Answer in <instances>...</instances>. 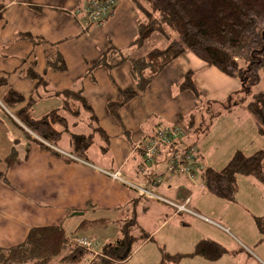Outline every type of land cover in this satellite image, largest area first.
Instances as JSON below:
<instances>
[{"label":"crops","instance_id":"1","mask_svg":"<svg viewBox=\"0 0 264 264\" xmlns=\"http://www.w3.org/2000/svg\"><path fill=\"white\" fill-rule=\"evenodd\" d=\"M86 1L6 0L0 14V77L7 78V84L0 85V100L9 88L27 99L35 96L37 101L33 104V113L40 116L62 103L55 91L77 82L82 86L83 96L97 118V121H92L87 113H82L81 118L66 114L68 130L57 144L61 151L71 150V133L92 134L93 138L85 153L87 160L75 162L42 150L28 141L24 130L10 117V112L22 105L7 112L0 103V172H4L6 177V183L0 180V247L22 242L32 227L51 225H61L65 231L74 226V231L80 234L71 232V238L88 236L82 233L115 221V236L105 240L107 243L120 238L123 223L133 213L137 221L139 219L141 222L153 210L145 204L140 207L145 199H139L128 185L149 184L145 174H141L138 169L141 157L136 147L141 138L167 125H176L185 134L198 130L201 126L199 124L203 122L202 107H213L215 102L224 101L240 88L238 79L220 73L192 53L186 52L170 62L145 91L124 104L117 111L118 118L114 117L108 110V104L122 101L119 89L135 88L131 66L125 62L111 70L102 66L94 67L91 72L90 69L110 46L127 50L130 48L137 36L138 14L130 0H119L114 14L105 24L82 32L78 15L72 12L78 7L84 8ZM32 4L41 6L42 10L32 9ZM21 32L41 35L45 43L33 45L29 41L17 39ZM157 47L159 45H153L151 49ZM151 49L143 50L141 46L132 51V56L144 55ZM57 52L66 61L67 70L64 72L46 70L47 56ZM32 62H35V71L45 74L48 82V86L41 87L37 93L36 81L25 75L27 66ZM187 71L193 72L194 83L202 99L195 98L188 90L179 89ZM238 109L239 105H235L229 110L218 107L217 111H220L219 115L227 112L236 116ZM242 123L250 126V130L243 133L247 139L248 134H251L252 140L260 138L251 116L246 117ZM193 124L195 127L192 128ZM98 127L105 132L106 138L98 132ZM12 149L17 153L16 159L7 167L5 158ZM237 150L250 154L257 149L247 151L239 148L234 151ZM165 161L166 157L162 155L154 163V169L160 165L157 174L164 170ZM118 170L125 183L109 176L110 172ZM199 180L163 176V184L153 187V192L169 203L183 204L187 201V207L191 204L190 210L196 214L200 201L211 197ZM156 203L163 214L159 220L163 221L161 226L149 234H157L168 225L176 229H197L193 218L181 216L182 212L177 215L166 203ZM75 212L81 214L74 215ZM203 216L204 220L211 221ZM96 219H104L105 223L82 225L85 220ZM202 235L196 232V236H192V241L183 247V251L177 247L176 252L189 253L187 250L204 238ZM231 251L233 258L228 254L226 256L234 261V257L240 256V253ZM259 258L264 261L263 256ZM202 259L206 264L214 262ZM254 262L260 264L257 260Z\"/></svg>","mask_w":264,"mask_h":264},{"label":"trees","instance_id":"2","mask_svg":"<svg viewBox=\"0 0 264 264\" xmlns=\"http://www.w3.org/2000/svg\"><path fill=\"white\" fill-rule=\"evenodd\" d=\"M5 1H0V14ZM130 1L134 11L138 14L136 38L128 50L110 46L90 69L91 72L94 67L102 66L111 70L125 62L131 66L135 88L119 89L122 101L109 103V112L118 118L117 111L124 104L145 91L170 62L182 54L190 52L207 66L214 67L220 73L239 80V90L229 95L224 101L215 102V104L219 108L229 110L238 102L249 97L246 108L254 117L252 118L258 132L264 136V89L256 92L251 90L252 86L264 78V0ZM30 7L37 11L42 10V7L38 5L32 4ZM78 9L83 10L84 8L78 7ZM92 27H88L87 30H83L82 27L81 29L82 32H86ZM155 33L163 36L166 45L153 48L144 55L133 57L132 51L141 48L145 41ZM17 39L29 41L33 45L45 43V39L41 35L30 32L19 33ZM34 65L35 62H32L27 66L25 75L36 81L35 91L37 93L41 87H47L48 82L45 79V74L35 71ZM46 70L66 71L67 64L63 56L58 52L47 56ZM4 84H7V78L0 77V85ZM178 87L180 90L190 91L195 98L202 99L200 91L194 83L192 71L185 73ZM55 95L61 98L60 106L52 108L40 116H35L33 113V104L37 101L35 96L27 99L13 88L7 90L0 103L7 112L17 105H22L10 112V117L24 130L28 141L38 148L65 157L70 161H86L85 153L92 144V134L71 133L72 147L67 152L61 151L57 145L62 135L68 130L69 123L66 114L81 118L82 113H87L90 120L97 121L91 106L83 96L82 86L76 82L68 88L55 91ZM165 127H169V125L161 128ZM97 130L106 138L105 132L100 127ZM125 135L129 138L127 131H125ZM144 137L136 147L141 157L138 169L141 174H145V179L149 183L145 185L151 191H153V187L156 188L163 184V176L157 174V168L153 167L162 155L166 157L163 170L165 175L185 178L190 181L200 177L201 186L210 194L221 199L233 200L235 198L238 192L239 176L252 177L264 184V149L250 154L237 150L227 164L219 170L205 168L201 164V155L197 149L198 166L194 171L193 179H190L184 174L173 175L166 171L167 161L170 157L178 155L183 158V150L193 145L187 144V133L185 134L183 131L181 142L161 144L157 155L155 154L151 161L146 159L145 147L141 145ZM16 155L17 153L12 149L5 158L7 167L15 162ZM0 180L6 183L4 172H0ZM132 192L139 199L153 200L140 195L133 189ZM170 208L179 214L175 207L171 206ZM257 219L258 228L264 236V219ZM102 222L105 223V220H85L82 225ZM136 225L137 219L133 213L132 217L123 223L121 237L104 243L100 248L96 246V239L92 236H80L92 239L93 243L90 247L80 245L73 239L74 237L69 238L66 235V231L61 225L32 227L22 242L9 247H0V264H114L116 262L124 264L132 253L135 240L138 239L132 234V229ZM141 237L145 241L152 240L149 233H143ZM225 253H227L226 248L220 243L211 239H201L196 243L192 252L176 253L167 256V259L168 262H175L186 255H199L204 259L214 260ZM164 261L165 259L161 264H165Z\"/></svg>","mask_w":264,"mask_h":264},{"label":"rangeland","instance_id":"3","mask_svg":"<svg viewBox=\"0 0 264 264\" xmlns=\"http://www.w3.org/2000/svg\"><path fill=\"white\" fill-rule=\"evenodd\" d=\"M149 38V41L147 40L143 45V50L151 49L153 45H159V47L166 45V40L159 33H155ZM262 89H264V78L252 86L251 90L256 92ZM248 101L249 97H246L236 104L239 105L236 116L227 112L219 115L218 105H213V107L204 105L202 107L203 122L199 124L200 127L197 126L199 127L198 130L195 129V131L188 134L187 144H193L197 147L201 155V164L205 168L210 167L216 170L223 168L234 154L235 149L243 148L247 151L252 148L264 149V136L258 132L257 127L254 126L260 136L258 140H252L250 138L251 134H248L249 139L243 135V133L250 130L248 129L250 126H244L242 121L248 116L253 117L246 108ZM193 127H195V124H193ZM160 175L168 177L164 172ZM210 196L208 200L203 199L200 201L196 214L182 212L181 216H187L186 218L195 220L196 231L190 229V227L176 229L168 225L166 228L159 230L157 234H151L152 240L146 241L142 240L141 236L143 233H151L158 226H161L163 220H159V218L163 214L156 205L157 201L142 200L140 207L145 204L153 210L150 215L142 218L141 222L138 219L137 225L132 229L133 236L138 239L135 240L132 253L124 264H161L163 259H165V264H206L199 255H186L175 262H168L167 259V256L177 253V247H180V250L183 251V247L192 241V236H196V232L203 234L202 237L204 238L202 239L216 240L226 248L225 257L221 258L224 256L222 255L219 257L221 259L210 260L214 261L212 264H255V260L260 264H264V261L259 258L260 255L264 257V236L257 224V218L264 219V184L252 177L239 176L238 192L233 200L221 199L212 194ZM188 209H192L191 204ZM199 212L206 216L199 215ZM202 216L214 222L204 220ZM89 230L90 232L82 234L94 237L95 242H97L96 246L100 248L106 243L105 239L107 237L113 239L116 234L117 223L111 221L105 226H95ZM75 231L74 226H72L71 229L66 230V235L70 237L71 232L74 233ZM193 250L194 246H191L187 251L191 252ZM231 250L240 253V256L236 255L234 257V261L226 256L228 254L233 258ZM114 264L120 263L116 262Z\"/></svg>","mask_w":264,"mask_h":264},{"label":"built area","instance_id":"4","mask_svg":"<svg viewBox=\"0 0 264 264\" xmlns=\"http://www.w3.org/2000/svg\"><path fill=\"white\" fill-rule=\"evenodd\" d=\"M118 0H87L84 9H76L72 13L78 15L79 22L83 30H87L88 27L94 25H103L106 19L112 15ZM183 130L178 126H169L154 131L151 135L144 137L143 145L145 147L146 159L152 160L153 156L159 151V148L163 144H169L173 142L182 141ZM162 144V145H161ZM199 160L198 150L194 145H190L183 150V158L178 155L170 157L167 161V173L168 174H184L188 178L193 179L194 171ZM109 176L114 179L125 183V180L121 177L120 171L110 172ZM131 189L138 192L140 195L153 200L166 202L167 204L175 207L177 212H191L188 209L187 201L183 204L169 203L163 197L155 194L147 186L141 184H128ZM74 240L82 246L90 247L92 245V239L85 237H77Z\"/></svg>","mask_w":264,"mask_h":264},{"label":"water","instance_id":"5","mask_svg":"<svg viewBox=\"0 0 264 264\" xmlns=\"http://www.w3.org/2000/svg\"><path fill=\"white\" fill-rule=\"evenodd\" d=\"M74 215H79V214H81V213H79V212H75V213H73Z\"/></svg>","mask_w":264,"mask_h":264}]
</instances>
